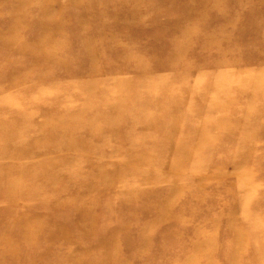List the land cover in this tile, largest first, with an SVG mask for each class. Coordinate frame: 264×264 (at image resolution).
I'll return each instance as SVG.
<instances>
[{"label":"rangeland","instance_id":"obj_1","mask_svg":"<svg viewBox=\"0 0 264 264\" xmlns=\"http://www.w3.org/2000/svg\"><path fill=\"white\" fill-rule=\"evenodd\" d=\"M18 215L55 236L0 264H264V0H0Z\"/></svg>","mask_w":264,"mask_h":264},{"label":"bare ground","instance_id":"obj_2","mask_svg":"<svg viewBox=\"0 0 264 264\" xmlns=\"http://www.w3.org/2000/svg\"><path fill=\"white\" fill-rule=\"evenodd\" d=\"M18 192V194H20V191L19 190H16V193ZM21 196V195H20ZM21 205L24 207L25 206V209H30L31 208V205H27L24 203L23 199H21ZM74 212V214L76 216H79L81 221H77V224H78V227L83 230L85 229L84 228V225L86 226L87 222H92L94 221L97 217H98V212L95 213V212H84V210L82 209V206H73L72 209H67L65 210V212ZM19 217H17L15 220V223H11L9 226H6L4 224H0V231L1 230H4L5 232L7 231V233H3L2 231L0 232L1 235H0V258L4 257L3 255H7L8 257H11L10 255H12V257H14L16 255L15 253V250L13 251V246L14 244L16 243L15 240L16 239H19L21 240L25 245H31V244H34V243H37V244H43L45 247H47V245L50 244V241L53 240L54 236L55 235H50V236H42L43 235V229L41 228H36L37 230L35 231L33 229V226H31L30 222L31 221H35L36 217H30V218H25L21 215H18ZM75 216V217H76ZM82 216V218H81ZM19 219V220H17ZM24 221V222H23ZM66 221H70L69 219H66L65 220V223L64 224H61V223H58L56 224L57 226H61V233L65 231L66 227H67V223ZM84 221V223H83ZM86 222V223H85ZM23 228V233H13L11 232V230L13 229H16V228ZM10 230V231H9ZM64 230V231H63ZM115 242H117L116 239H113L112 237H103L101 239V241H99V244H101L102 246L104 245H115ZM37 256H40V255H35V257ZM40 257H37L35 259H32V260H28L29 263H32L33 261H42V260H39ZM9 259V258H8ZM7 259V261H8ZM4 262H7L5 260V258L2 260Z\"/></svg>","mask_w":264,"mask_h":264}]
</instances>
